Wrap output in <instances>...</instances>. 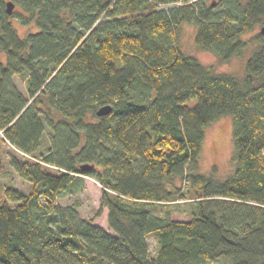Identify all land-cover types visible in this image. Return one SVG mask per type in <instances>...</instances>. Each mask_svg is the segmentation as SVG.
Returning a JSON list of instances; mask_svg holds the SVG:
<instances>
[{"label":"trees","instance_id":"obj_1","mask_svg":"<svg viewBox=\"0 0 264 264\" xmlns=\"http://www.w3.org/2000/svg\"><path fill=\"white\" fill-rule=\"evenodd\" d=\"M4 1L0 143L33 158H9L31 189L4 190L14 204L0 202V264H264V36L245 37L264 21V0H12L36 27L24 36ZM186 22L220 61L256 42L243 75L185 54L175 39ZM14 75L26 77L25 93ZM105 103L109 113L96 115ZM223 114L233 169L219 179L198 161L204 127ZM83 174L100 184L95 215L105 207L114 234L55 202ZM176 199L190 201L189 218L170 217Z\"/></svg>","mask_w":264,"mask_h":264},{"label":"rangeland","instance_id":"obj_2","mask_svg":"<svg viewBox=\"0 0 264 264\" xmlns=\"http://www.w3.org/2000/svg\"><path fill=\"white\" fill-rule=\"evenodd\" d=\"M209 2L210 0H206ZM175 3L161 4L164 8L174 5ZM28 13H26L20 6L14 5L12 11L7 14L6 19L14 27L19 36L35 31L36 27L32 20H28ZM259 26L256 25L252 32L245 34V37L251 33L259 31ZM195 26L192 23H184L176 35L175 43L177 46L188 55L197 58L202 64L210 67L214 71H222L231 73L234 76L241 77L244 72V63L250 54L252 48L256 46V42L248 45L241 54L233 55L226 61H220L218 57L211 51L199 48L194 43ZM0 61L4 63L5 53L0 51ZM12 81L17 89L22 93L26 92V77L20 75L12 76ZM189 104L193 100H189ZM49 128L44 125V131L41 136V143L39 151L45 152L46 148L50 145L49 141ZM14 156L18 160H27L33 158L31 155L24 154L11 144L4 142L0 143V202L7 201L10 205L14 201L9 200L4 194L5 188H14L18 192L27 194L31 189V182L15 170L10 164L9 158ZM37 160V159H36ZM45 166L52 171L63 170L57 168L53 164L44 163ZM198 170L200 172L209 173L214 178L223 179L230 175L233 169V144H232V119L230 115L223 114L215 118L212 122L204 127V137L201 147V152L198 161ZM212 168H215L212 170ZM82 187L73 193L61 192L56 196L55 202L60 206L74 204L80 218H92L91 223L97 224L106 230L108 233L114 234L109 228L106 220V208L102 207L101 212L95 215L99 208V194L100 184L95 178L83 174L80 175ZM180 180H176V184L180 185ZM189 202L182 199H176L170 203L169 215L176 219L189 218ZM156 214H164V209L160 205L156 207ZM148 252L150 255L155 253L156 237L152 234L146 237ZM205 264H230L229 260L220 256L211 262Z\"/></svg>","mask_w":264,"mask_h":264},{"label":"water","instance_id":"obj_3","mask_svg":"<svg viewBox=\"0 0 264 264\" xmlns=\"http://www.w3.org/2000/svg\"><path fill=\"white\" fill-rule=\"evenodd\" d=\"M4 3H5L6 13L9 14L12 11L14 2L12 0H5ZM213 3L214 2L212 1L211 4L213 5ZM259 32L264 36V21L259 26ZM110 110H111L110 103H105V104H102L96 107L94 112L96 115H105L109 113ZM92 165H93L92 163L83 162V163H80L78 167L81 170H87L91 168Z\"/></svg>","mask_w":264,"mask_h":264}]
</instances>
